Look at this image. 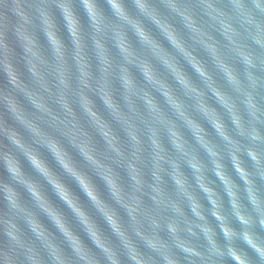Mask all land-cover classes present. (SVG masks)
<instances>
[{"label": "water", "instance_id": "1", "mask_svg": "<svg viewBox=\"0 0 264 264\" xmlns=\"http://www.w3.org/2000/svg\"><path fill=\"white\" fill-rule=\"evenodd\" d=\"M0 264H264V0H0Z\"/></svg>", "mask_w": 264, "mask_h": 264}]
</instances>
